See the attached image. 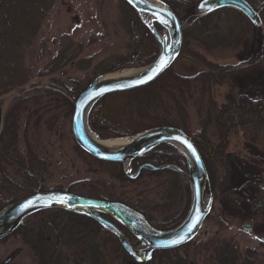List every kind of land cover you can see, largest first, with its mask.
<instances>
[{
	"label": "rangeland",
	"instance_id": "rangeland-1",
	"mask_svg": "<svg viewBox=\"0 0 264 264\" xmlns=\"http://www.w3.org/2000/svg\"><path fill=\"white\" fill-rule=\"evenodd\" d=\"M171 1L179 4L180 24L188 26L199 0ZM246 1L261 18L259 30L234 8L209 13L186 32L178 57L156 80L141 90L106 101V117L117 126L116 134L120 136L102 137L87 120L96 138L128 139L147 128L172 126L187 135L196 137L202 133L203 138L217 142L214 113L227 102V96L244 95L264 108V50L262 54L260 51L264 45V0ZM136 18L124 0H0V35L10 46L8 59L12 65L10 72L0 74L2 84L9 81L6 88L0 84V96L6 97L1 121L17 95L27 90L26 95L38 99V103L31 99L21 111L16 147L20 157L31 150L40 160V164L35 163L41 169L42 191H70L106 201H124L140 209L137 212L155 225L165 227L176 222L171 226L174 227L185 217L189 206L185 178L169 169L146 171L134 181L123 179L119 173L122 166L99 162L77 146L71 133L73 104L42 94L47 86L85 88L101 74L133 71L150 63L153 59L144 64L137 62V58L149 55L151 47L143 41ZM253 49L258 50L240 58ZM121 59L130 64L105 71ZM210 63L227 70L248 64L256 67L246 73L213 74L206 79V65ZM239 134H232L230 147L243 158L241 166L246 179L232 173V183L239 187L231 191L228 199H213L210 213L187 243L188 258L193 264H219L214 248L224 238H233L237 244L240 257L235 264H264V181L260 183L262 190L252 185L255 176L264 177V119L246 131L247 137H257H246L243 151L237 149V142L242 141ZM210 171L216 196H221L223 169L212 163ZM122 172L126 175L123 168ZM134 172L132 169L130 173ZM25 184L21 173L4 165L0 171V205H7L13 197H26ZM243 225H250L251 231L246 232ZM41 228L44 229L23 228L0 240V264H38L42 256L49 255L55 247V235ZM128 236L134 239L130 233ZM46 237L52 241L46 242ZM90 237L70 249L80 254L97 243L114 264H137L125 256L115 238ZM132 239H128L129 243L137 245ZM158 260L160 263L162 258L159 256L155 264H159Z\"/></svg>",
	"mask_w": 264,
	"mask_h": 264
},
{
	"label": "water",
	"instance_id": "water-1",
	"mask_svg": "<svg viewBox=\"0 0 264 264\" xmlns=\"http://www.w3.org/2000/svg\"><path fill=\"white\" fill-rule=\"evenodd\" d=\"M124 1L137 13L142 23L154 35L159 46L158 53L150 63L133 70L134 72L132 73L113 71L101 74L93 79L77 95L73 102L71 117L72 137L77 146L92 157L101 161L121 164L123 171L130 178H135L141 169L145 167L155 171L171 169L179 173L186 179L190 193L189 206L185 217L174 227L158 229L151 226L137 211L121 202L90 198L65 191H37L0 208V240L12 234L26 216L43 210L60 209L83 215L108 229L129 257L138 264H144L152 259L153 253L156 251L178 248L190 242L195 237L206 216L210 213L213 202L210 181L204 161L193 142L192 136L187 135L177 127L157 126L139 131L130 137L126 143L107 144L96 137H92V132L88 128V114L92 106L100 98L112 93L125 92L150 84L171 66L180 53L182 26L178 16L168 5L159 0ZM201 5H203V8H201ZM227 7L240 11L255 29H260L261 18L246 0H207V2L199 0L195 6L196 15L193 20L199 15ZM209 8H211V11H209ZM169 12L172 14L171 16L168 15ZM144 18H151L153 20L152 25H148ZM156 25L161 33L156 28ZM161 55L164 56L167 65L159 72L153 74L150 69L157 65ZM149 75L152 76L151 79H147ZM141 79L146 82H136ZM97 93L100 94L97 95ZM5 100L6 97H0V121L2 105ZM185 140L195 149V156L183 142ZM164 143L174 146L184 156L187 163L186 170L180 169L175 165L154 166L150 163H144L137 168L134 174L130 173L132 160ZM34 197H40L41 199L32 206L25 207L27 201L32 200ZM53 197H56V200H52ZM62 197H67L68 199L64 203L56 202ZM49 200H52L50 204L48 203ZM197 217H199L198 223L188 233V225L193 220H196ZM118 225L125 228L135 238L137 245L129 243L127 235L120 230ZM242 227L246 232L251 231L250 225H243ZM181 235H186L187 238L181 243L171 244V241L178 239Z\"/></svg>",
	"mask_w": 264,
	"mask_h": 264
},
{
	"label": "trees",
	"instance_id": "trees-1",
	"mask_svg": "<svg viewBox=\"0 0 264 264\" xmlns=\"http://www.w3.org/2000/svg\"><path fill=\"white\" fill-rule=\"evenodd\" d=\"M166 3L176 14L179 16V4L177 2L171 0H162ZM127 8L130 10L131 13L136 15V19L138 24L141 26L142 30V39L149 43L151 47V51L148 56L144 58H137L138 64H144L148 61L154 59L157 55L158 50V43L155 39L152 32L140 22L138 19L137 13L124 1ZM209 13L202 14L197 16L194 20H190L188 26L182 23V43L185 40L186 32L193 26L197 25L198 23L202 22ZM157 26V25H156ZM159 29V27L157 26ZM1 32V30H0ZM6 32V31H5ZM4 35V34H3ZM258 36H256V41L258 40ZM261 39V37H260ZM264 41V34L262 36V42ZM147 43V44H148ZM10 46L7 43L6 39H3L0 35V74L5 72H10L12 65L8 59V52ZM264 50V45L261 48V54ZM258 49H253L248 51L245 56L241 55L240 58H244L249 54L255 53ZM119 61V60H117ZM125 59H121L120 62L114 61V64L109 66L105 71L108 70H117L123 68V66L129 65ZM256 65L248 64L246 66H240L236 70H227V67H220L215 64H207V78L209 79L210 75L213 74H227L228 76L232 75V73L236 72V74L246 73L250 71ZM8 82L2 84L1 86L6 88ZM151 84V83H150ZM149 85V84H148ZM147 86V85H146ZM145 87V86H143ZM143 87L136 88L133 90L125 91V92H117L106 95L100 98L93 106L89 114V125L93 131L99 134L102 137H117L121 134H116L117 126L109 121L106 117L105 113V105L106 101L110 97L116 96L122 93L128 92H135L141 90ZM84 89L83 87L75 88V86L71 89L65 87L64 85H56V86H47L44 87L42 94L44 96L49 97L50 99L56 101H63L64 103L72 105L77 95ZM1 91V90H0ZM27 90L23 94H19L16 97V100L12 103L9 107L7 113L4 116V119L1 121V131H0V171L3 170L4 165L7 167H12L18 174H22L24 176V181L26 182V193L25 196L31 195L37 191L45 190L40 182H42L39 178L41 177V170L39 168L40 160H36L35 155L32 153L31 150L28 151L27 155L21 156L19 151L17 150L16 143H17V121L19 119L20 113L23 109H25L26 104L29 100L35 99L34 102L38 103V99L34 97L27 96ZM2 92H0L1 95ZM1 97V96H0ZM3 97V96H2ZM227 102H224L218 106L214 113V123L218 131V140L217 142H210L207 139L201 136L202 133H199L196 136V147L205 163L206 170L208 172L210 184H211V192L212 197L220 198V199H228L230 193L233 189L239 187L237 184H233V177L232 173L236 175V177L240 176L243 180L246 179L244 174L243 167L241 164L243 163V158L239 157L238 153H235L236 150H232L230 147L231 141L233 140L232 134L237 135L239 133L240 140L237 142V149H242L243 151V144L247 141L246 139V131L249 129L255 128L258 124L262 122L264 119V108L260 107L259 105L253 104L251 100L244 95L238 96H227ZM204 131L203 129H201ZM118 133V132H117ZM257 136L256 134H252L248 136L249 140L255 139ZM244 142V143H242ZM256 151V150H255ZM259 157V156H258ZM260 161L262 160V155L259 157ZM98 160V159H96ZM99 162H104L98 160ZM37 162L38 164H36ZM143 163H151L154 166L158 165H165V164H173L180 169L186 170L187 163L184 156L172 145L170 144H161L156 148L152 149L151 151L147 152L146 154L134 159L131 161L132 169H137ZM214 163L215 165L219 166L223 169V176L221 178V196H216V192L213 186V177L210 171V165ZM117 166L121 165L119 163H114ZM257 165V164H255ZM119 170L120 176L123 179L134 181L137 177L145 173L146 171L156 172L148 167L141 169L139 174L135 178H130L126 176L122 172V168ZM241 169L243 171H238ZM166 170V169H164ZM177 174V172L173 171ZM9 179V178H8ZM264 181V177L261 175H257L252 180V185L256 187L258 190H262V186L260 183ZM232 183V184H231ZM188 187V185H187ZM68 192V191H67ZM70 192V191H69ZM83 195V194H80ZM24 197V196H23ZM226 197V198H224ZM22 198L20 197H13L6 204L11 203L17 199ZM189 200V195H188ZM121 203L129 206L130 208L140 212V209L133 207L130 204H127L124 201ZM5 205V204H4ZM4 205H0L2 208ZM148 223L159 229H165L171 227L175 223H171L170 226L159 227L149 221L147 217L145 218ZM58 222V223H56ZM168 224V223H167ZM33 227L38 229L40 226H43L40 230H49L50 233L54 234L55 238V247L54 250L49 255L42 256L41 261L38 264H64L67 261L72 262L73 264H114L112 260H110L107 254L101 249L99 244H92L89 248L83 249V251L76 253L73 249H70L73 246L79 247L81 246L82 241L85 238L91 239L92 237H97L101 235L109 236L114 238L113 234L106 228L98 225L96 222L82 216L80 214L66 212L60 209H49L43 210L31 215L26 216L23 221L21 222L20 226L15 230L12 234L19 233L23 228ZM39 230V231H40ZM45 233V232H44ZM11 234V235H12ZM90 237V238H89ZM94 239V238H93ZM133 242L136 240L132 239ZM45 241L50 243L51 238L46 237ZM67 244L66 249L62 248L64 245ZM187 245L180 246L178 248L159 251V253H154L152 259L144 264H155L157 263V258L159 256L162 260L159 264H193L188 258L189 252L187 251ZM32 249L35 251L37 247L32 245ZM214 254L216 260L219 264H235L238 257H240V252L238 251L237 244L235 243L233 238H224L218 243L214 248ZM37 253V252H36ZM78 254V256H77ZM125 254V253H124ZM127 257V254H125ZM138 264V263H137Z\"/></svg>",
	"mask_w": 264,
	"mask_h": 264
},
{
	"label": "snow or ice",
	"instance_id": "snow-or-ice-1",
	"mask_svg": "<svg viewBox=\"0 0 264 264\" xmlns=\"http://www.w3.org/2000/svg\"><path fill=\"white\" fill-rule=\"evenodd\" d=\"M130 2H131V0H130ZM205 2H207V0H205ZM201 8H203V5H201ZM161 11H163V10H161ZM209 11H211V8H209ZM168 15L171 16L172 14L169 12ZM166 65H167V61H165L164 56L161 55L159 61L157 62V65L154 66L152 69H150V71L153 74H155V73L159 72L160 70H162ZM151 78H152L151 75L147 76V79H151ZM136 82L137 83H144L146 81L141 79V80H137ZM99 94L100 93H97V95H99ZM183 142L187 145L188 149L191 150L192 154L195 156V149L192 148V145L189 144L186 140ZM197 159H198V157H197ZM40 199H41L40 197H34L32 200L27 201V203L25 204V207L32 206L36 201H38ZM67 199H68L67 197H62L59 200H57L56 202L64 203ZM52 200H56V197H53ZM52 200H49L48 203L50 204L52 202ZM198 221H199V217H197L196 220H193L188 225V227H187L188 233H190L192 231L193 227L195 226L196 223H198ZM186 238H187L186 235H181L178 239L171 241V244L181 243Z\"/></svg>",
	"mask_w": 264,
	"mask_h": 264
},
{
	"label": "bare ground",
	"instance_id": "bare-ground-1",
	"mask_svg": "<svg viewBox=\"0 0 264 264\" xmlns=\"http://www.w3.org/2000/svg\"><path fill=\"white\" fill-rule=\"evenodd\" d=\"M145 22L148 24V25H152L153 23V20L151 18H144ZM134 71H126L124 73H132ZM92 137H96L95 134L91 133ZM102 142L104 143H107V144H123V143H126L129 141V138L128 139H114V140H101Z\"/></svg>",
	"mask_w": 264,
	"mask_h": 264
},
{
	"label": "flooded vegetation",
	"instance_id": "flooded-vegetation-1",
	"mask_svg": "<svg viewBox=\"0 0 264 264\" xmlns=\"http://www.w3.org/2000/svg\"><path fill=\"white\" fill-rule=\"evenodd\" d=\"M192 137H193V138H192V139H193V142H194V144H195V142H196V137H194V136H192ZM195 145H196V144H195ZM143 164H144V163H143ZM150 164H151V163H150ZM165 165H167V164H165ZM169 165H173V164H169ZM110 220H112V219H110ZM112 221H114V220H112ZM114 222H115V221H114ZM115 223H116V222H115ZM118 227L120 228V230H122V231L127 235L128 238L132 239L131 237L128 236L129 233L126 232V229H125V228L121 227L120 225H118ZM115 239H116V238H115ZM153 255H154V253H153Z\"/></svg>",
	"mask_w": 264,
	"mask_h": 264
}]
</instances>
